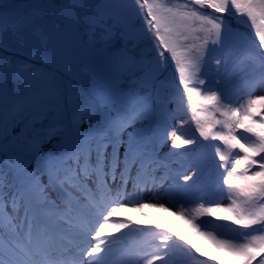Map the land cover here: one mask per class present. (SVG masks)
<instances>
[{
  "label": "snow or ice",
  "instance_id": "1",
  "mask_svg": "<svg viewBox=\"0 0 264 264\" xmlns=\"http://www.w3.org/2000/svg\"><path fill=\"white\" fill-rule=\"evenodd\" d=\"M240 18L254 37L234 31ZM237 88L244 102L233 105ZM257 91L264 0H0V264H111L117 254L126 264L196 260L163 225L109 222L146 204L184 219L226 257L218 264H264ZM185 96L198 137L175 128L185 122ZM194 100L205 106L204 124ZM169 139L187 151L164 152ZM206 147L218 158L215 178ZM107 229L128 231L104 239ZM132 235L141 247L129 246Z\"/></svg>",
  "mask_w": 264,
  "mask_h": 264
},
{
  "label": "rangeland",
  "instance_id": "2",
  "mask_svg": "<svg viewBox=\"0 0 264 264\" xmlns=\"http://www.w3.org/2000/svg\"><path fill=\"white\" fill-rule=\"evenodd\" d=\"M231 23L233 24L234 31H236L238 33H243V32H245V33L249 32L248 34L253 33L252 36L254 37V30L251 29L252 30V32H251L250 28L243 22V18H240L239 22H237L236 20H232ZM242 27H244V28L247 27L248 31H247V29L245 31H243ZM190 35L192 37V39L190 41L192 44L198 46L202 42L201 39L196 38V36H197L196 33H191ZM199 35L203 36L202 33ZM212 67H214V65ZM170 72L171 71H169V73H166V76H168L169 78L172 77V75H170ZM176 83L178 85V79H177ZM179 88H180V92L182 93L183 92L182 86H179ZM261 94H264V93L257 91L256 93H254V96H259ZM229 100L232 102L233 105L244 102L239 97V89L238 88L233 90V93L229 96ZM229 106H231V105H229ZM192 107L196 108V118L201 120V124L206 123V119L203 118L205 106L200 105L198 100H194ZM184 108L187 109V111L186 112L182 111L181 116L185 118V122L181 123L180 121H177V123L175 125V128L177 130V134L182 135V136H193V135H195L198 137L199 133L196 131V124H195V120L193 119V112L191 111V108L187 104V97L186 96L184 97ZM217 130H219V129H217ZM237 134L238 135H244L242 133V131H238ZM204 143L206 145H209V144H216V143H220V142L209 140V141H205ZM169 149H171L172 152H185V151H187V148H181V149L171 148V140L170 139L168 140V142L164 146V152H167ZM204 152L206 154L207 161H208V170H209V172H211L213 174V178H215L214 169H215V164L218 163V158L217 159L213 158L214 157V149H212L211 147H206L204 149ZM252 170L254 171L255 169H252ZM189 183H191V182H189ZM205 198L210 199L211 197H205ZM224 203L227 204V201H224ZM193 206L194 205H188L187 207L190 209ZM176 208L178 209L179 205H177ZM220 215H222V214H220ZM203 219H209V218L205 217ZM211 219H213V221L217 224H229L230 225L229 221H222V220L221 221H215V218H211ZM171 223H172L171 227H172L174 233H179L180 236H183L185 238L183 241H180V243L184 244V246L186 248L191 250L193 255L196 257V260H191V259L181 260L180 264H199V261H206L207 264H218V262L220 260H222V259L226 260V257L222 253L216 251L214 249V247L211 246L203 238L198 237L195 234V232L189 227V225L185 222L184 219L180 218L178 215H175V217ZM231 227L235 228L236 226L232 225ZM208 230L213 231V232H221V233H224V234L231 236L233 238H236V236H237L236 232H227V230L225 228H219V227L213 229L211 227V225L209 226ZM189 241H190V243H188ZM191 244H196L199 247H201L204 251H206L208 253V256H200L199 253L195 252V249L191 248ZM209 257H212V259H209ZM254 264H256V262H254Z\"/></svg>",
  "mask_w": 264,
  "mask_h": 264
},
{
  "label": "bare ground",
  "instance_id": "3",
  "mask_svg": "<svg viewBox=\"0 0 264 264\" xmlns=\"http://www.w3.org/2000/svg\"><path fill=\"white\" fill-rule=\"evenodd\" d=\"M174 217L175 215L173 214V210L165 211L160 207H149L146 204V206L141 208L139 211H136L131 206H126L118 216L109 218V222L118 223L121 220H129L135 222L137 227L145 230L154 229L155 225L159 224L163 225L165 228L171 229L173 233L171 222L173 221ZM127 231L128 229H121L119 232H115L112 229H107L104 234V239H114L117 236L123 235ZM126 241L133 249L142 246V238L136 235L126 237ZM93 243H95V241H93ZM153 250L154 247L146 248L142 255H147ZM111 264H126V257L121 254H117L112 258ZM141 264H143V260H141ZM157 264H159V262H157Z\"/></svg>",
  "mask_w": 264,
  "mask_h": 264
},
{
  "label": "trees",
  "instance_id": "4",
  "mask_svg": "<svg viewBox=\"0 0 264 264\" xmlns=\"http://www.w3.org/2000/svg\"><path fill=\"white\" fill-rule=\"evenodd\" d=\"M242 22V21H241ZM242 29H243V31H245L246 29H247V31H248V28L246 27V28H244V27H242ZM251 30V29H250ZM251 32H252V30H251ZM245 32H243V33H241V34H243V35H246V36H252L253 35V33H250V34H248L247 32L244 34ZM257 43H258V41H257ZM171 71V70H170ZM169 73V72H168ZM170 75H172L173 76V73L172 72H170ZM217 118H219V116H217Z\"/></svg>",
  "mask_w": 264,
  "mask_h": 264
}]
</instances>
